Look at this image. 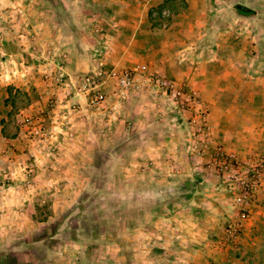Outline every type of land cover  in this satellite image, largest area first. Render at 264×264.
Masks as SVG:
<instances>
[{"label":"rangeland","instance_id":"rangeland-1","mask_svg":"<svg viewBox=\"0 0 264 264\" xmlns=\"http://www.w3.org/2000/svg\"><path fill=\"white\" fill-rule=\"evenodd\" d=\"M36 1L42 18L59 25L61 42L39 43L34 59L23 58L21 64L14 59L3 64L0 58V264H264V179L259 195L246 206L247 219L240 230L231 231L244 207L234 202L235 190L211 185L218 174L209 159L217 146L211 140L199 153L202 136L191 124L196 111H178L153 82L166 77L196 93L209 120L202 93L187 81L176 82L160 66L165 55L158 46L160 34L171 19L190 12L204 30L189 44L193 49L186 48L195 52L189 55L217 51L215 28L230 22L234 37L242 31L251 35L248 44L238 47L253 56L256 49L264 52V0H196L195 5H203L198 12H185L188 0ZM2 3L0 43L7 20L21 25L29 17V9L11 12ZM236 4L251 12L246 27L241 28L243 10ZM115 5L128 13L122 26L113 24ZM138 17L140 30L152 36L147 55L138 53L146 59L144 74L152 85L140 81L131 97L119 99L113 83L101 106H82L80 79L113 65L108 61L76 77L69 68V49L82 44L104 58L106 35L130 34ZM30 33L21 27L16 32L23 53L31 49ZM32 33L41 36L38 28ZM36 101L44 105L32 113L37 106H29ZM187 111L186 140L180 132L170 137L169 130H181L179 120ZM54 112L68 116L65 125L52 122ZM27 117L34 123L27 124ZM39 126L48 130L45 139ZM177 144L187 149L182 155L176 153ZM234 154L253 161L264 153L250 158ZM53 178L55 184L38 187Z\"/></svg>","mask_w":264,"mask_h":264},{"label":"crops","instance_id":"crops-1","mask_svg":"<svg viewBox=\"0 0 264 264\" xmlns=\"http://www.w3.org/2000/svg\"><path fill=\"white\" fill-rule=\"evenodd\" d=\"M2 1V4L10 8L9 11L11 12L17 9H29L27 21H23L20 25V23L14 24V22H8L7 20V25L3 27L5 32L3 34L4 40L0 43V58L3 64L6 63V60L11 59L16 60L19 64H21V59L23 58L33 60L36 56L35 47H38L39 43L50 44L54 43V40H60L59 25L52 21L51 18L47 20L42 18L43 10L37 5L36 0ZM149 1L147 0V2ZM193 1L194 8L191 1L188 0L190 4L185 9V12L191 9L194 12H198L203 8L200 3L195 5L196 0ZM235 6L238 8V4ZM11 7L14 8L11 9ZM226 7L229 8L228 6ZM151 8L148 9L147 15L152 10ZM121 9H123L121 6L116 5L113 8V13L116 15L114 17L116 19L113 22L114 25L122 26V18L128 15L126 12L121 13ZM207 9L211 10V8ZM249 13L251 12L241 11V14L239 13L238 17L241 20L239 23H243L241 28L246 27L244 25L250 20ZM189 14L191 13L189 12ZM189 14H178L165 25L164 33L160 34L161 40L158 41L159 49L164 47L165 51L164 57L159 62L160 66H163L165 72L174 78L176 82L187 81L190 86L202 93L210 112L211 139L215 146H222L227 151H232L243 158H250L264 153V52L256 49V54L249 56L247 52L240 51L241 49L238 46L241 42L242 44L245 42V45L248 44L249 41L246 38L251 37V35H246L242 31L241 36L240 34L235 35L236 38H239L235 40L233 35L235 34L233 31L235 26L227 22L222 29L216 30L215 28V39L217 41L215 43H218L217 51L209 53L208 56L200 54L189 55L188 52L192 51H186V48L193 49L189 44L196 43L197 38L201 37V35L199 36L200 32L204 30L197 24V19L190 18ZM140 22L141 17H138L136 24L130 28V34L128 35H125L122 31H118L119 33L114 32L111 36L106 35L107 39L102 40L106 44V50L102 49L100 53L104 58L95 57L90 50L81 47L82 44L71 46L69 52L72 64L69 68L72 74L76 76V73L94 70L100 64H107L108 61H110L109 64L111 65H119L121 67L145 63L146 59L138 53L143 51L144 55H147L148 52L145 51L147 47H150L152 36L150 35L151 33H143L140 30ZM147 22L149 23L146 19L143 25H146ZM20 27L25 31L29 29L30 34L33 35L31 49L26 53H23L24 49L22 48L24 42L22 43L16 34ZM83 27L86 28L85 25ZM37 28L41 30L40 37L32 33ZM77 28H81V25H77ZM162 35L166 37L164 38ZM37 39H39L38 42ZM58 42H61V40ZM138 44L143 45V48L139 47ZM178 44L185 45V48L178 49L180 48ZM113 47H115V50ZM145 76L147 74H140L138 76L139 80L144 84L152 85V82L150 83ZM113 85V83L109 82L105 89L109 90L111 86L115 88ZM132 95L133 91L130 92L128 98ZM78 98L82 106H84L83 103L87 102L86 97L81 96ZM115 102L118 103V99ZM33 105L37 106L36 110L32 111V113H35L44 104L36 101L29 106L30 110ZM190 115L188 111L182 114L178 126H181V130H169L168 133L170 134L168 135H171L170 137L177 136L180 132L182 134L181 137H184V130L187 129V121ZM192 128L195 129L194 127ZM178 137L180 139V136ZM179 146L181 145L177 144L175 147L177 149L176 153L182 155L186 148ZM55 182L56 180L53 178L47 180V182L41 181L37 184L39 185L38 187H43L44 185L55 184ZM214 183V187L217 188L224 186L218 176L214 177L211 185L213 186ZM20 184L16 182V187H19ZM259 193L260 191L257 194L259 195ZM48 264L50 263L48 262ZM192 264L200 263L193 261Z\"/></svg>","mask_w":264,"mask_h":264},{"label":"built area","instance_id":"built-area-1","mask_svg":"<svg viewBox=\"0 0 264 264\" xmlns=\"http://www.w3.org/2000/svg\"><path fill=\"white\" fill-rule=\"evenodd\" d=\"M164 15H167L166 11ZM147 69L148 66L145 63H136L129 67L113 65L106 69L100 68L80 79L79 91L86 96L89 105L98 107L106 101L105 87L109 82H112L116 85L117 97L126 99L130 91L140 87L138 76L145 73ZM153 82L162 96L172 99L178 111L186 109L196 111L197 115L192 119L191 124L196 129V133L202 136L201 145L203 147L197 150L199 153L202 152L211 142L212 132L201 98L192 91H186L182 86H176L172 80L166 77H156ZM66 119H68L66 114L54 112L52 115V122H56L58 125H65ZM25 120L27 124L34 123L32 117H27ZM39 132L45 139L47 128L39 126ZM209 165L221 177L224 187L235 190L234 202L244 207L240 213L239 223L230 224L231 231L236 232L240 230L243 221L248 217L246 206L255 200L257 192L263 185L264 154L253 161H247L219 146L214 149L209 159Z\"/></svg>","mask_w":264,"mask_h":264},{"label":"water","instance_id":"water-1","mask_svg":"<svg viewBox=\"0 0 264 264\" xmlns=\"http://www.w3.org/2000/svg\"><path fill=\"white\" fill-rule=\"evenodd\" d=\"M238 9H241V10L246 11V12L249 11V9L245 5H242V4H238Z\"/></svg>","mask_w":264,"mask_h":264}]
</instances>
